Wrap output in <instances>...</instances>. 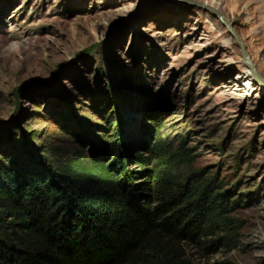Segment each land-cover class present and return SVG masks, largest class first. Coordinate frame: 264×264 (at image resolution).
<instances>
[{
	"label": "rangeland",
	"instance_id": "rangeland-1",
	"mask_svg": "<svg viewBox=\"0 0 264 264\" xmlns=\"http://www.w3.org/2000/svg\"><path fill=\"white\" fill-rule=\"evenodd\" d=\"M186 1L0 0V159L106 163L112 137L136 174L150 134L183 138L193 168L238 200L237 245L184 243L188 264H264V85L227 27ZM194 1L218 3L264 77V0Z\"/></svg>",
	"mask_w": 264,
	"mask_h": 264
},
{
	"label": "trees",
	"instance_id": "trees-1",
	"mask_svg": "<svg viewBox=\"0 0 264 264\" xmlns=\"http://www.w3.org/2000/svg\"><path fill=\"white\" fill-rule=\"evenodd\" d=\"M107 139L106 163L75 154L54 171L0 159V264H188L184 243L237 245L238 200L193 168L183 138L150 134L149 155L129 160L136 174Z\"/></svg>",
	"mask_w": 264,
	"mask_h": 264
},
{
	"label": "water",
	"instance_id": "water-1",
	"mask_svg": "<svg viewBox=\"0 0 264 264\" xmlns=\"http://www.w3.org/2000/svg\"><path fill=\"white\" fill-rule=\"evenodd\" d=\"M186 2L192 6H195L197 8H200V9H203L204 11L209 12L212 16H214L215 18H218L225 27H227L229 32L235 37V39L241 46L243 57L245 61L247 62L249 68L252 70L253 74L255 75L257 81L260 82V84L264 85V77L259 71V69L257 68L252 57L250 56L248 49H247V45L244 42V39L240 36L238 31L236 30V28L232 24H230L229 21L218 10H215L210 5L201 3L198 1H194V0H187Z\"/></svg>",
	"mask_w": 264,
	"mask_h": 264
},
{
	"label": "bare ground",
	"instance_id": "bare-ground-1",
	"mask_svg": "<svg viewBox=\"0 0 264 264\" xmlns=\"http://www.w3.org/2000/svg\"><path fill=\"white\" fill-rule=\"evenodd\" d=\"M211 7H213L215 10H218V3L216 2V1H211L210 2V4H209ZM219 11V10H218ZM223 16H224V14L221 12V11H219ZM225 17V16H224ZM226 18V17H225ZM227 19V18H226ZM261 19V17L256 13V15L253 17V20H256V21H258V20H260ZM228 20V19H227ZM229 21V23L230 24H232L233 25V23H231L230 22V20H228ZM251 24V23H250ZM234 26V25H233ZM257 32H254V34H256ZM248 78H250V79H254V78H256L255 77V75L253 74V72L252 71H250L249 72V75L247 76Z\"/></svg>",
	"mask_w": 264,
	"mask_h": 264
}]
</instances>
